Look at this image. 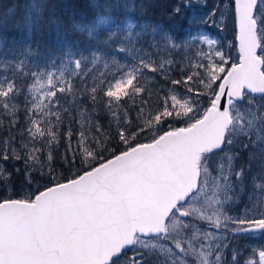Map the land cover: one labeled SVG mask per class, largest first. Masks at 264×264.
Listing matches in <instances>:
<instances>
[{
	"label": "snow or ice",
	"instance_id": "6c2138e0",
	"mask_svg": "<svg viewBox=\"0 0 264 264\" xmlns=\"http://www.w3.org/2000/svg\"><path fill=\"white\" fill-rule=\"evenodd\" d=\"M81 8L64 5L95 17ZM135 11L121 13L134 48L107 61L78 42L74 73H31L23 107L24 63L0 77V264H240L239 238L264 234V0H167L166 27L131 22ZM226 11L239 26V62L227 70L231 45L214 38ZM158 30L154 59L139 39ZM185 50L194 62L169 58ZM101 63L116 71L85 86ZM258 257L244 264H264V249Z\"/></svg>",
	"mask_w": 264,
	"mask_h": 264
},
{
	"label": "rangeland",
	"instance_id": "374dc122",
	"mask_svg": "<svg viewBox=\"0 0 264 264\" xmlns=\"http://www.w3.org/2000/svg\"><path fill=\"white\" fill-rule=\"evenodd\" d=\"M21 1H24L25 4H23ZM0 0V4L3 2V4H6V9H4L2 18L0 20V26L1 23L4 25L5 23L14 21L15 16L18 14V21L15 19L16 23L20 26L25 25V33L27 35L32 34V31L34 32V26L39 27L40 23L42 21H46L49 23V20L46 19L44 16H40V11L43 9V5L45 4L46 0ZM30 1V7L28 6V3ZM44 1V2H43ZM101 0V3L104 5L102 10L95 18H93L91 21H87L86 18H80L76 17L74 19V25L71 22H68L65 20L68 24L73 27V29H76L78 32L76 37L69 41L67 35L60 34L63 32L64 26H61V19H54L53 24L55 26V32L57 33V30L59 31L57 42H54L55 44L49 45L46 44V48L49 50V52L45 53V50H39L38 46H32V37H24L21 42H16V40L10 41L7 37L8 31L3 34V37H0V77H3L5 75L12 77L13 73L16 72L15 68L12 66L17 61H21L24 63V71L29 73L28 76H22L19 72H16V83L24 88L26 91L28 88L31 87V84L34 82L31 73H39L41 75V80L44 81L46 79L50 78V72H55L56 76L54 79L59 78V74L61 72V75L65 74V77L68 78L69 74L74 73L76 70L74 67L75 64V58L77 56L82 55L83 53V47H77L78 42H82V45L86 46L88 44H91L94 49H99L102 54V60L104 58L107 59V61H111L114 59V57H111L108 55V52L110 50V53L115 49L117 46H122L127 49H132L135 47V40L134 38L125 39L128 35V29H127V23L129 20H131V17L126 16L127 11L132 7V5H135V13H133L134 18L137 20H132L133 23H145L147 22L150 25H160V26H167L163 22H159L156 19L150 18L146 16V12L149 9V6L146 3L147 2H154V0H116V2L112 5V0ZM34 3V6H33ZM220 0H209V5L212 4H219ZM227 4V0H225V5ZM26 5V6H25ZM101 7V6H100ZM4 8V7H3ZM102 8V7H101ZM143 9H147L146 12H144L143 15H141V12ZM34 11L36 14L28 13L26 11ZM26 12V15L24 14ZM200 11H204L201 9ZM2 12V11H1ZM24 12V13H23ZM82 12V11H81ZM125 13L126 15H123L121 13ZM33 13V12H32ZM85 16V15H84ZM167 16V15H166ZM87 17V16H86ZM104 19L106 23L101 24L100 20ZM52 23V21H51ZM236 19L233 18L230 11H226L224 23L220 30L218 31L217 35L214 37L218 39L219 41L223 42L225 45H231V47H226L225 51L230 55L231 59L229 60L228 65L226 66V70L231 67V64L233 62H239V53L237 50V41L236 36L237 34L232 37L234 34V31L236 30L237 33V25L235 26ZM75 26V28H74ZM4 28V27H3ZM14 32L15 29L13 30ZM54 31V30H53ZM70 31V30H69ZM136 31H140L139 27L137 29L133 30V33ZM91 33V35H89ZM101 33L105 34L101 36ZM160 32L159 30L156 33L148 32L144 36H142L139 39V45L143 48L147 49L150 52H153L149 45V40L152 37H155L159 39ZM232 37V38H231ZM16 39V38H15ZM44 41V40H43ZM264 43V42H262ZM2 48V49H1ZM18 51V52H17ZM135 55V53H134ZM157 55H163V54H157L153 52V58L155 59ZM181 55H188L193 58V62L195 61V55L191 50H185L182 54L181 53H172L169 55V58L174 59H180ZM261 56H264V49L261 51ZM123 60L131 62V58L128 56H121ZM10 66V67H9ZM13 71H12V70ZM82 70V68L80 69ZM116 68L113 66L104 67L103 63L97 65L96 68L92 70V72L89 73V77L86 78V84L85 86H90L93 82L92 77L94 75H99V73L103 72L105 74H110L112 72H115ZM12 73V74H10ZM20 74V75H19ZM19 75V76H18ZM73 84L75 87H80L82 82L79 77L74 76L72 78ZM219 83V82H217ZM156 86L153 88L155 90ZM21 95L18 98L22 97ZM26 94L27 93L26 91ZM178 98L187 97L188 93H186L182 88H177L176 92ZM58 97H62L63 94L57 93ZM164 92H159V96H163ZM253 96V95H252ZM254 102L259 105L261 104L260 97L253 96ZM246 112V107H245ZM7 123V121H5ZM177 126V124H176ZM182 126V125H181ZM66 167V168H65ZM75 171H79L81 169V165L78 163L73 165ZM86 167V166H85ZM59 169H63V171H68L67 166L61 167L57 165V172L59 174ZM44 183V182H41ZM34 191V189H33ZM239 247V255L238 260L242 262L244 258L252 259L258 261V251L261 249H264V234H256L253 236L252 234H249L244 237L239 238L238 242ZM253 249H256V252H253Z\"/></svg>",
	"mask_w": 264,
	"mask_h": 264
},
{
	"label": "trees",
	"instance_id": "16d2710c",
	"mask_svg": "<svg viewBox=\"0 0 264 264\" xmlns=\"http://www.w3.org/2000/svg\"><path fill=\"white\" fill-rule=\"evenodd\" d=\"M21 1V0H20ZM106 1V0H105ZM111 0H108V2ZM23 4L24 1H21ZM80 3H86L88 5V11H85V9L81 8L79 9V11L83 13V15L88 16L89 12L93 9V6H95V17L105 8L104 5L101 3V0H79ZM107 2V3H108ZM116 2V0H112V5ZM166 3L167 0H154V2H147L146 3V7L147 5L149 6L148 11L145 13L147 17L156 19L159 22H163L164 24L168 25L169 21L167 19V13L165 11L166 8ZM30 1L28 3V6H32L30 5ZM65 4H73V0H46L45 4L43 5V9L40 11V16H44L46 17V19L49 20V23L46 21H42L39 25V27H35L34 26V32L32 31V34L27 35L24 34L25 33V25L24 26H20L19 24L16 23L15 19L18 21V14L14 15L15 19L14 21L5 23L4 25L1 23L0 26V37H3V34H5L7 31V37H10L9 40L13 41L16 40V42H21V40L24 39V37H32V46H38L39 48L37 49V51L39 52V50H45V53L49 52V50L46 48V44L49 45H53L55 44L54 42H57V38L58 35L55 32V26L53 24V20L56 19H61V26H64L63 24H65V27L63 28V32H61L60 34L62 35H67L68 40L71 41L73 40L76 35H77V31L76 29H73V27H71L70 25H66L68 24L65 20H67L68 22H73L72 24L74 25V19L72 17L71 11H66L64 9V5ZM6 4H3V2L0 4V20L2 18V14L4 9H6ZM26 6V5H25ZM102 8H101V7ZM4 7V8H3ZM32 9V7H30ZM2 11V12H1ZM25 12V11H24ZM23 12V13H24ZM27 14L31 13L32 14H36L34 13V11L30 10V11H26ZM26 12L24 13L26 15ZM33 12V13H32ZM94 17V18H95ZM93 18L91 19H87V21H91ZM52 21V23H51ZM236 26V23H235ZM4 27V28H3ZM75 28V26H74ZM15 29L16 32H14L13 30ZM54 30V31H53ZM70 30V31H69ZM236 30L234 31V34L232 35V37H234L236 35ZM105 34L101 33V36H103ZM43 37V39H42ZM231 37V38H232ZM16 38V39H15ZM44 40V41H43ZM174 78H179L178 76L175 75V73L173 74ZM157 83L158 84H163L162 81L159 80V78L157 77ZM147 87H151L154 88L155 85H153L152 83H148ZM23 92H22V97L18 98V101L20 102L21 107H23L24 104V96L26 94V91L24 90V88L22 87ZM153 103L155 104H159V97L158 96H153L151 97ZM181 126V124H177V127ZM147 142V141H144ZM105 158H111L109 153H105ZM66 168V167H65ZM78 171H75L74 167L72 166L71 171H63V169H59V175L65 176V177H71L73 173H76ZM44 182V181H41ZM43 184V183H41ZM42 190V189H41ZM35 191V189H34ZM246 260V258H244V260L242 262H240V264H244V261Z\"/></svg>",
	"mask_w": 264,
	"mask_h": 264
},
{
	"label": "water",
	"instance_id": "95a60500",
	"mask_svg": "<svg viewBox=\"0 0 264 264\" xmlns=\"http://www.w3.org/2000/svg\"><path fill=\"white\" fill-rule=\"evenodd\" d=\"M237 29H238V33H237V42H238L237 49H238V53H239V39H238V37H239V26H238V20H237ZM261 50H262V48H258L256 50L257 51V55H259ZM253 95L256 96V97H260L261 96V94H259V93H256V94H253Z\"/></svg>",
	"mask_w": 264,
	"mask_h": 264
},
{
	"label": "bare ground",
	"instance_id": "6f19581e",
	"mask_svg": "<svg viewBox=\"0 0 264 264\" xmlns=\"http://www.w3.org/2000/svg\"><path fill=\"white\" fill-rule=\"evenodd\" d=\"M31 1H32V0H31ZM33 1H34V0H33ZM43 2H44V1H43ZM31 3H32V2H31ZM33 6H34V3H33ZM1 49H2V48H1ZM17 52H18V51H17ZM9 67H10V66H9ZM11 70H12V69H11ZM12 71H13V70H12ZM10 74H12V73H10ZM19 75H20V74H19ZM19 75H18V76H19Z\"/></svg>",
	"mask_w": 264,
	"mask_h": 264
}]
</instances>
